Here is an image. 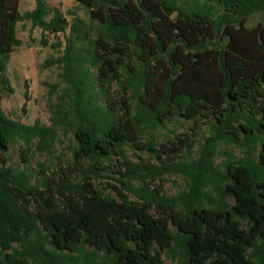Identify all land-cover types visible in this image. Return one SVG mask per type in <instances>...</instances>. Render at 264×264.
Instances as JSON below:
<instances>
[{
    "label": "trees",
    "instance_id": "1",
    "mask_svg": "<svg viewBox=\"0 0 264 264\" xmlns=\"http://www.w3.org/2000/svg\"><path fill=\"white\" fill-rule=\"evenodd\" d=\"M34 1L22 13L21 0H0V264H264V27H247L264 0H75L89 21L72 22ZM22 22L63 48L46 61L62 69L49 126L2 108ZM179 118H209V135L163 157L141 143ZM65 127L72 163L33 170ZM15 139L24 155L11 167ZM221 145L243 155L217 163ZM173 174L185 185L168 195L156 182Z\"/></svg>",
    "mask_w": 264,
    "mask_h": 264
},
{
    "label": "rangeland",
    "instance_id": "2",
    "mask_svg": "<svg viewBox=\"0 0 264 264\" xmlns=\"http://www.w3.org/2000/svg\"><path fill=\"white\" fill-rule=\"evenodd\" d=\"M46 1L51 7L60 8L69 22H72L73 14L89 21L88 13L75 0ZM34 7V0H21L19 9L20 12L24 13L25 11L34 9ZM260 24L264 27V14L262 13L251 16L248 20L247 27L254 29ZM17 30L22 44L15 49L8 64V76L14 92L3 96L2 108L9 117L23 124L33 125L36 121H39L42 125L49 126L52 117L50 106L59 101L61 94L62 83L60 73H62V69L57 65L47 66L46 61L51 57L60 55L63 48L58 53L52 50L50 46H43L41 43V30L39 28L32 29L30 22L19 23ZM59 38L64 41L62 35ZM48 40L51 44L56 41V38L49 35ZM110 93H114L115 105L119 106L122 102V91L119 86H113ZM209 118L200 119L197 122L186 121L183 118L175 119L167 123L165 127H160L155 130L148 129L141 143L146 146L149 142H154L156 149L163 157L164 155L171 154V150L179 148L182 145L181 141L184 142L189 138H196L194 134L199 131V138L208 136ZM75 148L76 140L72 128L65 127L61 131L51 153H36L33 156L31 167L33 170H39L38 162L48 163L55 168L71 164ZM220 149L222 152L217 156V163L225 160L228 154H232L235 159L243 155L240 150L226 145H221ZM126 151L130 159L134 162H155L147 150L141 152L127 147ZM23 155V142L15 139L11 143L10 151L6 154L9 165L11 167L22 165ZM110 182L113 183L112 181ZM103 183L106 186L105 180H103ZM156 184L161 185L168 195H175L185 185L183 178L175 174L166 176L161 182L157 181ZM172 229L175 230L174 227ZM162 257L165 264H177L173 259L165 255Z\"/></svg>",
    "mask_w": 264,
    "mask_h": 264
}]
</instances>
